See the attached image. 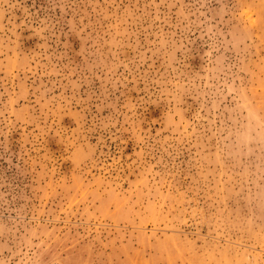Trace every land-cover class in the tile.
<instances>
[{
  "label": "rangeland",
  "instance_id": "374dc122",
  "mask_svg": "<svg viewBox=\"0 0 264 264\" xmlns=\"http://www.w3.org/2000/svg\"><path fill=\"white\" fill-rule=\"evenodd\" d=\"M0 264H264V0H0Z\"/></svg>",
  "mask_w": 264,
  "mask_h": 264
}]
</instances>
